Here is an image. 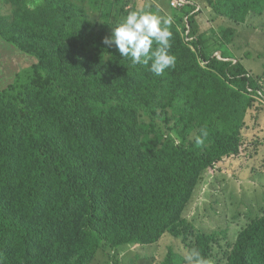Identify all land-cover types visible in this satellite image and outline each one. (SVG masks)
<instances>
[{"label": "trees", "instance_id": "1", "mask_svg": "<svg viewBox=\"0 0 264 264\" xmlns=\"http://www.w3.org/2000/svg\"><path fill=\"white\" fill-rule=\"evenodd\" d=\"M3 1L0 36L35 62L0 89V264H90L133 246L150 247L145 264H184L192 248L211 264H264V213L231 229L222 196L203 207L211 227L188 216L264 100L227 44L201 33L198 0L145 8L172 11L176 63L159 76L103 43L134 0ZM206 1L237 23L264 7Z\"/></svg>", "mask_w": 264, "mask_h": 264}, {"label": "rangeland", "instance_id": "2", "mask_svg": "<svg viewBox=\"0 0 264 264\" xmlns=\"http://www.w3.org/2000/svg\"><path fill=\"white\" fill-rule=\"evenodd\" d=\"M188 1V0H187ZM155 0H134L127 5L130 9H145ZM198 9L201 11L198 16L202 34H211L217 41L227 44L236 59L242 61L247 71L258 79L260 86L264 87V7L261 11L249 9L244 20L237 23L224 17L216 15L206 0H198ZM162 16H170L173 21L172 11L157 3ZM11 5L0 0V18L11 13ZM181 8V7H180ZM244 12V9H242ZM211 30H214L211 33ZM35 62L34 58L27 53L21 52L14 45L6 42L0 36V89L11 84L17 73L27 71ZM139 66V65H135ZM254 108L250 110L245 121L246 128L243 135V147L237 157L231 158L229 162L221 165V172H210L211 180L197 194L188 212L190 219H197V224L204 227H211L213 224L210 218H203L204 205L213 202L215 198L223 196L221 204L216 205V212L221 214L231 229L246 222V214L257 215L264 213V100H257ZM148 119V118H147ZM146 118L143 120L147 121ZM168 119V118H167ZM169 120V119H168ZM168 128L171 133L174 121H169ZM222 204L225 205L223 209ZM200 207V215L197 209ZM175 249H178L177 242L165 237ZM162 246H158L160 248ZM150 247H127L119 249L114 259L102 249L98 251L90 264H145L150 262ZM165 251L155 249V256L161 258ZM148 256V257H146ZM37 264H46L41 261ZM51 264H55L54 262Z\"/></svg>", "mask_w": 264, "mask_h": 264}, {"label": "clouds", "instance_id": "3", "mask_svg": "<svg viewBox=\"0 0 264 264\" xmlns=\"http://www.w3.org/2000/svg\"><path fill=\"white\" fill-rule=\"evenodd\" d=\"M174 6L180 8L182 3L174 2ZM171 24L170 16H162L143 8L130 9L119 23L114 24L111 36L104 38L103 43L109 47L115 46L120 56L129 59L133 66L150 65L149 71L159 76L176 63V57L170 51L173 35ZM201 132L207 135L203 129ZM184 264L211 262L199 250L192 248L186 251Z\"/></svg>", "mask_w": 264, "mask_h": 264}]
</instances>
